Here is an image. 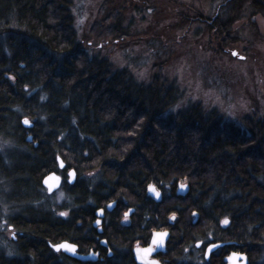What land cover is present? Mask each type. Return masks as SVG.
<instances>
[{
	"label": "trees",
	"instance_id": "16d2710c",
	"mask_svg": "<svg viewBox=\"0 0 264 264\" xmlns=\"http://www.w3.org/2000/svg\"><path fill=\"white\" fill-rule=\"evenodd\" d=\"M234 2L241 0L227 5ZM242 2L264 13V0ZM71 5L0 0V137L10 144L0 155V183L15 210L7 228L18 230L16 256L0 254V264H74L50 245L68 241L104 255L99 239L112 252L103 264H134L132 246L161 229L170 231L164 264H222L232 250L264 264V121L253 115L241 127L220 125L200 104L165 115L177 100L175 85L161 76L139 84L128 70L77 49ZM111 37L128 36L116 30ZM52 172L62 185L49 195L41 180ZM178 184L189 186L185 198L176 196ZM148 185L161 192L160 203L147 196ZM110 202L111 233L98 235L91 222ZM128 209L131 224L118 225ZM215 242L226 245L206 262L201 252Z\"/></svg>",
	"mask_w": 264,
	"mask_h": 264
},
{
	"label": "rangeland",
	"instance_id": "374dc122",
	"mask_svg": "<svg viewBox=\"0 0 264 264\" xmlns=\"http://www.w3.org/2000/svg\"><path fill=\"white\" fill-rule=\"evenodd\" d=\"M223 3L72 0L77 49L128 70L139 84L149 85L156 76L174 84L177 100L165 115L200 104L216 112L220 125L241 127L242 118L253 115L264 121V13L247 2ZM105 17L110 21L103 22ZM96 23L98 32L91 36ZM116 30L128 37L116 41ZM9 145L0 137V155ZM6 191L0 183V254L16 256L18 230L7 228L15 210L6 204ZM60 199L57 193L53 201Z\"/></svg>",
	"mask_w": 264,
	"mask_h": 264
},
{
	"label": "water",
	"instance_id": "95a60500",
	"mask_svg": "<svg viewBox=\"0 0 264 264\" xmlns=\"http://www.w3.org/2000/svg\"><path fill=\"white\" fill-rule=\"evenodd\" d=\"M25 119H27V118H25ZM25 119L21 120L22 127L24 129L32 128L33 124L31 122H29L28 124H25L24 123ZM31 141H32V136L28 135L25 139V142L29 143ZM34 146H36V144H34ZM57 162H58V168L61 170L63 168V167H61V163L63 164V166H64V163L62 162V160L59 157L57 158ZM70 172L72 173L71 176H69ZM56 177H59V179H56ZM74 180H75V171L73 169H69L67 171V183L73 184ZM41 185L45 189L46 193L51 195L60 189V187L62 185L61 176L55 172L49 173V174L43 176V178L41 180ZM181 185L182 184H179L177 186L176 195L180 196V197H186V195L189 192V186L187 184H183L184 187L182 188ZM152 186L154 187L155 192L150 191L149 185H148L146 188L147 196L150 199H152L153 202L160 203L161 197H162L161 192L158 191L154 185H152ZM156 192L159 193V196H157L155 194ZM114 204H115L114 202L107 204L106 210H111L114 207ZM132 211L133 210L131 209L128 214H130ZM95 215L98 218L97 221H99V223H97V221L94 223V226L96 227L100 224V219H102V217H103V210L102 209L98 210ZM194 216L197 217V215H194ZM172 218H174V217H172ZM193 223H195V221ZM98 232L100 233L101 230L98 229ZM161 233L163 234L162 236L160 235ZM169 238H170V234L168 231H155V232L151 233L150 242L146 247H135L133 249L132 253H133V260H134L135 264H162L161 262H159L154 257L158 254H164L165 253L166 244L168 243ZM65 244L70 245V246H74L73 244H70L68 241H62V242H59L55 245H50V247L55 252L61 251L70 259H74V260H77L80 262H94L97 259L96 253L90 252L87 255H79L78 253H76V250H77L76 246H74V249H75L74 251H70L66 247L61 246V245H65ZM101 245H103V246L105 245L104 241L101 242ZM57 246H61V247H57ZM199 246H200V244L197 243L196 247H199ZM222 246H223V244H219V243H213V244L207 246L205 249V252H204V259L207 261L209 259L210 255ZM224 262H225V264H249V259L245 254L232 252L229 254V256L227 258L224 259Z\"/></svg>",
	"mask_w": 264,
	"mask_h": 264
},
{
	"label": "flooded vegetation",
	"instance_id": "af4514ba",
	"mask_svg": "<svg viewBox=\"0 0 264 264\" xmlns=\"http://www.w3.org/2000/svg\"><path fill=\"white\" fill-rule=\"evenodd\" d=\"M230 1V0H229ZM241 2H242V0H241ZM227 3H228V1L227 0H224V3L223 4H221V5H227ZM214 20V19H213ZM209 21L210 20H208V19H205V22H207V23H209ZM127 212V211H126ZM124 213L125 212H122V216L120 217V220L119 221H117L119 224L118 225H120V226H129L130 224H131V216H128L127 217V219H125V216H124ZM106 214V213H105ZM104 214V219H103V222H102V225H101V231H102V233H103V231H104V229L106 230V233H111V232H109V230H111V228H110V226H113V221L114 220H106V218L107 219H110V218H108L106 215ZM174 219V218H173ZM93 222V221H92ZM91 222V225H93V223ZM93 227V226H92ZM94 228V227H93ZM9 230L10 231H12L13 229H12V227H10L9 226ZM97 230V229H96ZM86 238H87V236H86ZM14 242H17L18 241V238H17V236H16V238H14V240H13ZM70 244H73L74 246H76V248H77V250H76V253H78L79 255H87V254H89L90 252H93V253H96L97 254V259L94 261V262H80V261H77V260H74V259H71L73 262H74V264H103V261H104V255L106 256V257H111L112 256V252H111V250L108 248V246L106 245V243H105V245L103 246V245H101L99 242H98V246H100V248L102 249V250H104L105 252V254L104 255H102V254H100V251H96V250H92V249H87V247L86 246H82L81 247V249L76 245V244H74V243H72V242H69ZM83 249V250H82ZM133 249H134V245L132 246V248H131V255H132V259H133V253H132V251H133ZM102 252V251H101ZM57 254H62L64 257H67L64 253H62V252H58ZM213 254V253H212ZM201 255H202V257L204 258V249L202 250V252H201ZM163 256L164 255H161V254H158V255H156L154 258L155 259H157L159 262H161L162 264H164L163 262H162V260L164 259L163 258ZM211 256V255H210ZM67 258H69V257H67ZM210 258V257H209ZM70 259V258H69ZM165 261H167L166 259H164ZM205 260V259H204ZM209 260V259H208ZM207 260V261H208ZM206 261V260H205ZM206 261V262H207ZM133 262H134V260H133ZM134 264H135V262H134ZM222 264H224L223 263V260H222Z\"/></svg>",
	"mask_w": 264,
	"mask_h": 264
},
{
	"label": "bare ground",
	"instance_id": "6f19581e",
	"mask_svg": "<svg viewBox=\"0 0 264 264\" xmlns=\"http://www.w3.org/2000/svg\"><path fill=\"white\" fill-rule=\"evenodd\" d=\"M179 185V184H178ZM177 185V186H178ZM176 190H177V187H176ZM175 194H176V192H175ZM177 196V195H176ZM178 198H185V197H180V196H177ZM110 203H112V202H110ZM155 203V202H154ZM109 204V203H108ZM107 205V204H106ZM106 205L104 206V208H100V209H102L103 210V217H102V219H100V224L98 225V226H94V223L98 220V218L96 217V215H94V220H93V227H94V229H97V234L98 235H101L102 234V231L99 233L98 232V229H100L101 230V225H102V222H103V219H104V214L105 213H111L112 212V210H113V208L111 209V210H106ZM99 209V210H100ZM131 209H128L127 210V213H129V211H130ZM133 210V209H132ZM132 213H133V211L130 213V214H128V216H131L132 215ZM96 214V213H95ZM122 216V215H121ZM172 220H173V218H171V222H172ZM195 221V223H196V221H197V217H195L194 216V218H193V222ZM170 222V223H171ZM195 223H193V224H195ZM155 231H168L169 232V234H170V231L168 230V229H161V230H154L153 232H155ZM152 232V233H153ZM150 238H151V235H150ZM150 238H149V241H148V243L147 244H145V245H139L138 243H136V244H134V248L135 247H146L148 244H149V242H150ZM170 239V238H169ZM102 241H104V243H106V241L104 240V239H99L98 240V242L101 244V242ZM169 241V240H168ZM197 243H199L200 244V246H201V243L200 242H197ZM196 243V244H197ZM215 243H219V244H223V246L222 247H220V248H218L217 250H219V249H221V248H223L226 244L225 243H222V242H215ZM168 244V243H167ZM167 244H166V251H165V253L164 254H161V255H165L166 253H167ZM196 244H195V248L197 249V250H199V248H200V246L199 247H196ZM211 244H213V243H209V244H207L205 247H204V252H205V249H206V247L207 246H209V245H211ZM55 245V244H54ZM52 249V248H51ZM53 250V249H52ZM216 250V251H217ZM54 251V250H53ZM216 251H214V253L216 252ZM55 252V251H54ZM58 252H61V251H58ZM58 252H55V253H58ZM198 251H196V253H197ZM232 252H235V253H242V254H245L247 257H248V255L246 254V253H243V252H240V251H235V250H232V251H230L228 254H225L223 257H222V260H223V263L225 264V262H224V259L225 258H227L228 256H229V254L230 253H232ZM248 259H249V257H248Z\"/></svg>",
	"mask_w": 264,
	"mask_h": 264
},
{
	"label": "snow or ice",
	"instance_id": "6c2138e0",
	"mask_svg": "<svg viewBox=\"0 0 264 264\" xmlns=\"http://www.w3.org/2000/svg\"><path fill=\"white\" fill-rule=\"evenodd\" d=\"M233 55H236V53L233 52ZM24 123H25V124H28L29 121H28L27 119H25V120H24ZM61 167H63V164H62V163H61ZM71 175H72V173L70 172V173H69V176H71ZM56 179H59V177H56ZM181 187L183 188L184 185L182 184ZM149 190L155 192V189H154V187H153L152 185H149ZM155 194H156L157 196H159V193H158V192H156ZM61 215H64V213H62ZM194 215H195V213H194ZM124 216H125V219H127V217H128V213L125 212V213H124ZM223 222H224V223H227V220H225V221H223ZM97 223H99V221H97ZM160 235L162 236L163 234L161 233ZM61 246L66 247V248H67L68 250H70V251H74V250H75V249H74V246H70V245H67V244H65V245H61ZM61 246H57V247H61Z\"/></svg>",
	"mask_w": 264,
	"mask_h": 264
}]
</instances>
